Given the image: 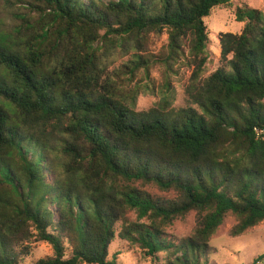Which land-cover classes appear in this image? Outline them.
Listing matches in <instances>:
<instances>
[{"label":"trees","instance_id":"trees-1","mask_svg":"<svg viewBox=\"0 0 264 264\" xmlns=\"http://www.w3.org/2000/svg\"><path fill=\"white\" fill-rule=\"evenodd\" d=\"M229 1H3L34 14L0 33V264L31 241L52 249L32 264H117L116 240L150 264H208L228 214L233 237L264 220V12L235 8L242 30L219 34L204 77L203 19ZM163 32L161 64L191 69L185 101L135 111L109 65L147 71L136 53ZM190 212L189 236L166 231Z\"/></svg>","mask_w":264,"mask_h":264},{"label":"rangeland","instance_id":"rangeland-1","mask_svg":"<svg viewBox=\"0 0 264 264\" xmlns=\"http://www.w3.org/2000/svg\"><path fill=\"white\" fill-rule=\"evenodd\" d=\"M5 1V0H3ZM2 1V13L0 15V33L5 34L12 30L15 22L13 14L19 10L20 13L33 15L23 10V6L10 8ZM14 1V0H13ZM25 5V4H23ZM246 5L248 7L264 12V0H230L227 6L214 7L210 15L204 18V24L208 33L207 63L205 65L204 77L215 71L222 65L220 60V47L218 36L220 33L239 34L243 24L235 21L234 10L236 7ZM36 11V10H35ZM146 47L136 54L149 56L147 59V71L137 69L132 75L128 74L127 69L121 67V63L127 55L118 54L111 61L109 70L117 74L119 80L118 91L126 102L133 101L135 111L146 110L157 105H163V96H167V107L180 106L185 101L186 87L191 74V69L186 66V61L179 59L170 71H167L161 64L160 56L164 55L167 46V34L165 32L149 36ZM165 81L169 83L168 90L164 88ZM149 192L153 196L172 198V194L158 192L152 188ZM237 220L228 214L223 220L222 225L209 240L208 264H264V220L250 228L244 234L233 237L230 234L232 227ZM196 225L194 212H190L185 217L177 219L166 231L176 238L189 236ZM28 253L23 254L21 264H32L39 259L52 255L50 245L44 242H28ZM118 252L116 257L117 264H150L144 259L137 250L128 249L123 241L116 240L109 248V258Z\"/></svg>","mask_w":264,"mask_h":264},{"label":"built area","instance_id":"built-area-1","mask_svg":"<svg viewBox=\"0 0 264 264\" xmlns=\"http://www.w3.org/2000/svg\"><path fill=\"white\" fill-rule=\"evenodd\" d=\"M260 132H264V130H262V131H256V134H258V133H260Z\"/></svg>","mask_w":264,"mask_h":264}]
</instances>
